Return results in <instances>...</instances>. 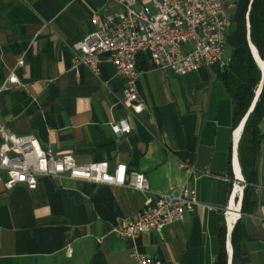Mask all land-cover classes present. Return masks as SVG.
<instances>
[{"label": "crops", "instance_id": "crops-1", "mask_svg": "<svg viewBox=\"0 0 264 264\" xmlns=\"http://www.w3.org/2000/svg\"><path fill=\"white\" fill-rule=\"evenodd\" d=\"M119 8L117 0H0V84L11 72L18 80L0 92V123L77 163L106 161L112 169L121 162L148 180L143 191L66 176H38L34 189L0 183V264H134L132 246L159 264H212L219 217L225 222L233 185H244L237 158L242 128L235 147L239 125L231 127L232 102L216 66L175 75L149 62L138 78L145 107L137 114L121 102L122 79L107 58L97 74L73 68L70 45L92 30L91 13ZM122 119L130 131L115 133L111 122ZM258 128L256 207L239 214L247 264H264V115ZM185 183L195 188L197 203L181 221L134 238L113 231L146 199Z\"/></svg>", "mask_w": 264, "mask_h": 264}, {"label": "built area", "instance_id": "built-area-1", "mask_svg": "<svg viewBox=\"0 0 264 264\" xmlns=\"http://www.w3.org/2000/svg\"><path fill=\"white\" fill-rule=\"evenodd\" d=\"M120 8L111 12H93L92 30L70 45L72 67L82 65L98 73L102 57L113 65L122 79V100L129 112L137 114L145 107L138 91L141 70L136 61L146 54L151 67L182 75L200 68L221 66L231 15L222 0H117ZM23 63L22 57L17 65ZM13 72L0 84V92L17 85ZM115 133H128L125 120L111 122ZM181 163V167H185ZM38 176L82 179L135 190L148 188L145 175L125 163L112 169L106 161L77 163L71 155L55 154L43 148L34 135H15L0 123V183L5 189L18 184L34 189ZM197 203L196 191L186 183L169 193L146 199L143 206L122 224L113 228L120 237L134 238L139 233L159 232L165 225L181 221L184 212ZM264 228V220L261 221ZM67 248V254H70ZM134 264H159L157 257L130 248Z\"/></svg>", "mask_w": 264, "mask_h": 264}, {"label": "trees", "instance_id": "trees-1", "mask_svg": "<svg viewBox=\"0 0 264 264\" xmlns=\"http://www.w3.org/2000/svg\"><path fill=\"white\" fill-rule=\"evenodd\" d=\"M234 5L235 10L231 15L232 25L225 39V45L230 50L229 58L224 65L216 66L215 69L217 78L231 98V127H235L248 111L254 91L261 79L260 71L250 53L248 39L259 57L264 60V0H235ZM148 63L146 54L137 57V69H147ZM263 115L264 78L257 99L243 123L237 145V158L244 179L239 208L241 215L253 212L256 207L255 185L263 138L258 124ZM228 173L230 174V168ZM241 215L230 233L231 264H247V257L242 247L246 235ZM225 239V222L219 217L218 248L212 264H227Z\"/></svg>", "mask_w": 264, "mask_h": 264}, {"label": "bare ground", "instance_id": "bare-ground-1", "mask_svg": "<svg viewBox=\"0 0 264 264\" xmlns=\"http://www.w3.org/2000/svg\"><path fill=\"white\" fill-rule=\"evenodd\" d=\"M252 51H253V55H254V58H255L256 62L261 67H263V60L257 54L256 49L252 48ZM241 128L242 127L239 125L234 130L233 141H234L235 147H236V142H237L238 136L240 134ZM234 168H235V173H236L237 179L241 180V174L239 172L238 165H237L235 157H234ZM236 194L238 195V200L234 199V198H236V197H234ZM241 194H242V186L240 184H238V183H235L233 185L229 206H228V208L225 211V221H226V225H227V229H228L229 233H231V230H232V227H233L234 223L239 218L238 211H239V207H240ZM227 249H228V253H229L230 257H231L232 249H231V245L229 243V239H227Z\"/></svg>", "mask_w": 264, "mask_h": 264}, {"label": "water", "instance_id": "water-1", "mask_svg": "<svg viewBox=\"0 0 264 264\" xmlns=\"http://www.w3.org/2000/svg\"><path fill=\"white\" fill-rule=\"evenodd\" d=\"M247 27H248V23H247ZM248 45H249V48H250V53H251V56H252V59L253 61L255 62L257 68L259 69L260 71V75H261V79L254 91V94H253V98H252V101H251V104H250V107L248 109V111L246 112V114L242 117V119L239 121L238 125L242 126L248 113L250 112V110L252 109L253 105H254V102L256 101L257 99V96L261 90V87H262V82H263V78H264V60H263V67H261L255 60L254 58V55H253V51H252V48H254V46L251 44V42L249 41L248 39ZM255 49V48H254ZM242 183H244L243 180H241ZM238 213L240 214V211H238ZM225 229H226V239H225V252H226V259H227V264H231V257L228 253V249H227V239H229V243H230V233L227 229V225H226V221H225Z\"/></svg>", "mask_w": 264, "mask_h": 264}, {"label": "rangeland", "instance_id": "rangeland-1", "mask_svg": "<svg viewBox=\"0 0 264 264\" xmlns=\"http://www.w3.org/2000/svg\"><path fill=\"white\" fill-rule=\"evenodd\" d=\"M223 1V0H222ZM225 10L228 14L232 15L234 10H235V5H234V2H231V1H228L226 4H225ZM229 52V47L227 45H225L224 47V51H223V58L226 57V55L228 54Z\"/></svg>", "mask_w": 264, "mask_h": 264}]
</instances>
